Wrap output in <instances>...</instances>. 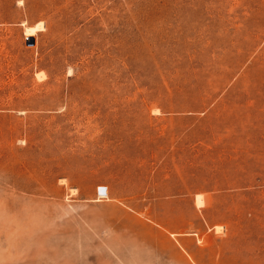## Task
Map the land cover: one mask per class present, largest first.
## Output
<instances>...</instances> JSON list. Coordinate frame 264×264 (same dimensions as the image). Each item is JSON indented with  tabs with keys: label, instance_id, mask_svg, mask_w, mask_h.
<instances>
[{
	"label": "rangeland",
	"instance_id": "1",
	"mask_svg": "<svg viewBox=\"0 0 264 264\" xmlns=\"http://www.w3.org/2000/svg\"><path fill=\"white\" fill-rule=\"evenodd\" d=\"M0 264H264V0H0Z\"/></svg>",
	"mask_w": 264,
	"mask_h": 264
},
{
	"label": "bare ground",
	"instance_id": "2",
	"mask_svg": "<svg viewBox=\"0 0 264 264\" xmlns=\"http://www.w3.org/2000/svg\"><path fill=\"white\" fill-rule=\"evenodd\" d=\"M43 23V22H42ZM42 23L40 22V23H38L39 25H40V27H41V25H42ZM38 27L39 26H35V27H27L26 28V35L27 36H34V34H35V32L37 31V29H38ZM101 195L103 196V197H106V196H108V194H109V191H108V188L107 187H101ZM198 196V195H197ZM200 198H199V196H198V203L200 204V200H199ZM203 199V198H202ZM202 203V202H201Z\"/></svg>",
	"mask_w": 264,
	"mask_h": 264
}]
</instances>
